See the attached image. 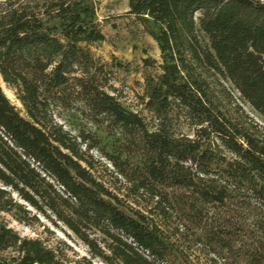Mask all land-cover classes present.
<instances>
[{"label":"trees","instance_id":"trees-1","mask_svg":"<svg viewBox=\"0 0 264 264\" xmlns=\"http://www.w3.org/2000/svg\"><path fill=\"white\" fill-rule=\"evenodd\" d=\"M127 9L159 53L139 112L89 51L88 0H0V81L22 113L0 88V264H264V0Z\"/></svg>","mask_w":264,"mask_h":264},{"label":"rangeland","instance_id":"rangeland-1","mask_svg":"<svg viewBox=\"0 0 264 264\" xmlns=\"http://www.w3.org/2000/svg\"><path fill=\"white\" fill-rule=\"evenodd\" d=\"M88 2L94 9L96 23L104 37L103 42L89 47V51L95 59L111 68L113 87L118 91L121 104L130 111L139 112L141 109L138 106V97L142 95L144 77L154 74V68H145L143 62H159L157 47L143 27L127 14V0H88ZM0 88L9 103L22 115L20 105L15 101L12 93L5 89L1 81ZM232 95L246 115L259 125H263L259 117L248 106L240 104L235 93ZM98 136L103 139L102 135ZM103 142L105 143L104 140ZM239 217L245 222V229L250 231L249 215L239 213ZM6 220H8L9 228L20 237L34 239L40 235V228L27 229L12 222L9 218ZM42 223L54 237L67 244L76 256L90 258L80 242L63 228L55 229L44 221ZM194 261L198 264H208L202 255ZM93 262L100 264L97 261Z\"/></svg>","mask_w":264,"mask_h":264}]
</instances>
